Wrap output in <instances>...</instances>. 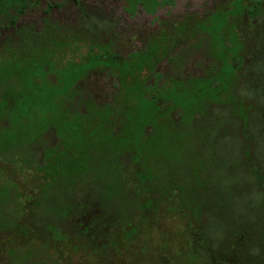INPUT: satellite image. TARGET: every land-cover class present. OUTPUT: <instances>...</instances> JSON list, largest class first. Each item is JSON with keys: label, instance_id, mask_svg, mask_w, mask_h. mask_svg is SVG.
<instances>
[{"label": "trees", "instance_id": "1", "mask_svg": "<svg viewBox=\"0 0 264 264\" xmlns=\"http://www.w3.org/2000/svg\"><path fill=\"white\" fill-rule=\"evenodd\" d=\"M26 2L0 0L3 30L15 29L13 37L0 43V174L11 182L8 190L0 185V198L5 206V198H24L27 192L28 205L42 209L41 218L52 216L54 221L39 222L52 238L41 244L43 264H73L75 257L77 264H126L133 256L130 250H147L168 217L185 226L179 248L173 235L158 245L171 262L257 264L259 250L264 264V218L251 224L232 208L225 216L229 240L214 241L207 232L203 199L210 194L203 187L207 162L215 161L213 151L230 134L224 129L225 135L216 138L215 116L231 114L235 105L229 92L240 96L241 88L245 93L252 83L247 69L260 55L255 46L263 35L264 0H213L204 16L186 13L146 34L110 17L92 16L79 1L78 24L45 20L40 29L17 26ZM229 2L231 8L222 9ZM129 3L132 12L141 6L154 15L174 0ZM232 51L242 56L240 64L230 59ZM199 56L201 73L191 72L192 60ZM100 77L111 81L106 99H100L92 81ZM246 104L243 119L234 120L241 127L246 175L261 200L264 169L254 161L251 144L250 154L246 152L258 107ZM175 132H194L199 139L185 144ZM193 144L202 155L196 176L193 170L186 174L180 168L186 162L178 161L180 154L195 149ZM211 181V196L223 200L219 212L245 195H226ZM91 203L95 206L82 212ZM13 204L21 216V204ZM30 214V230L38 229ZM4 219L0 215V229H6ZM20 219H14L10 231L26 222ZM10 246L15 255L18 241ZM38 247L33 244L31 253ZM146 261L160 264L153 254Z\"/></svg>", "mask_w": 264, "mask_h": 264}, {"label": "rangeland", "instance_id": "2", "mask_svg": "<svg viewBox=\"0 0 264 264\" xmlns=\"http://www.w3.org/2000/svg\"><path fill=\"white\" fill-rule=\"evenodd\" d=\"M77 1L83 2L87 7L88 13L92 16H106L108 18L110 17L113 20L118 21L119 25L122 27H131L132 29L145 34L147 32L157 30L159 28V23L162 21L180 20L186 13H197L204 16V14H206L207 11L212 9L214 6L213 0H174V3L172 5L167 4L161 6L157 9L156 13L152 15L148 14L141 6L138 7L135 12H132L129 3L130 0H27L25 4L26 11L21 15L17 26H33L40 29L45 25V20H50V23L55 22L61 25L78 24L82 15L81 12H79L80 7ZM215 1L219 2L220 0ZM224 8H226V11H228L231 8V3L229 2L228 5L222 7V9ZM3 28H5L4 23L0 24V43L2 39L4 40L7 37H13L15 35L14 28L10 26H8V28H6L5 30H3ZM255 47V50H257L258 52L260 51V55L259 59L258 57H256L254 62H252L251 69H247V73L251 75V85L248 84L246 86L247 91L245 93L243 92L242 87L239 91L240 96L235 95L233 92H229L228 97L230 98L231 105H235L231 110V114L227 113V115H222L223 117L215 116L217 117L216 119L218 126V136H216V138L219 139L225 135L221 134L224 129H230V134L225 139V141L218 142L220 143V148L218 149V151H213V153L216 154L215 161L207 162L208 166L206 167L208 171L204 176L206 178V182L203 185L204 191L206 193H210L203 198L205 199L204 204L206 206V224L209 225L207 232L214 236V241L218 239L229 240V234H231V232L229 231L227 217L225 216L230 213V209L232 208L233 210L242 213L240 215H246L248 222L251 224H253L258 218H264V198H261L262 201L258 200L259 197L257 196V192L253 191L251 187L252 185H254V182L251 180L249 181L248 175H246L248 166L246 165L247 160L245 161V158H243V156L241 155L243 147L242 142L240 141L241 127L236 124L238 123V121H236L235 123L234 120H238L239 118L243 119V115L246 111L244 106L247 105V102L251 101L258 107V114L255 118L252 119V129L254 131V134L252 133V138L251 142H249V145H246V152L250 151L251 144L253 148L252 154L254 155V161H256L264 169V29L261 42H259ZM235 53L236 52H233L231 54L230 59H235V62H238L240 64L243 58L240 54L236 55ZM212 55L214 57L215 53H213ZM192 62L194 64L189 67L190 71L201 73V67L203 68V66H200V64L204 63L203 58L199 56L195 60L193 59ZM197 65H199L198 68H196ZM92 81L95 85L98 86L96 91L99 92L100 99H106L105 95L111 88V81L108 78L106 79L104 77L93 79ZM86 87L90 88L91 84L88 83ZM244 101H246V103H244ZM217 103L218 102H216V104ZM209 120L210 118L206 119L205 122H208ZM179 123H181V121ZM236 127L237 129L234 131L233 129ZM190 129L191 128L189 127L184 128V132H186V130L189 131ZM177 130L178 128L176 129V131ZM181 130H183V126L181 127ZM175 133L177 134L178 138L181 137L182 141L185 142V144H188L190 140H193V142L196 143L199 139V135L194 132L190 135L185 136L182 132ZM194 145L196 146L195 149H197V151L192 148L183 152V155L180 154L178 156V161H180L181 163L186 162L183 163L181 165L182 167L180 168L183 171H186V174L190 175L192 173V170L194 171L195 175L196 171H198L197 168L201 165L199 161L202 160V155L200 156L198 154V144H193V146ZM213 153H211L212 157L214 155ZM191 164L194 167L192 169L187 168ZM6 166L9 167L8 164H6ZM0 170H2L1 167ZM212 179H214L216 185H221L220 188L226 195L229 193L238 195L243 193L245 195L243 196L242 200L238 199L237 201H235L236 206H231L229 208L227 207V204L226 207L222 205V212H219L217 211L216 207H221V203H223V200H217L211 196L213 188V182L211 181ZM1 184H4V188L8 190L11 182L9 179L1 177L0 185ZM13 185L16 184L13 183ZM223 185L226 187H223ZM37 186L38 184H36V187ZM197 193H199V191H197ZM24 194V198H16L13 200L10 198H5V200L7 201L5 206L1 205L2 200L0 198V215L5 217L3 223L4 226H6V229H0V264H43L44 258L41 256V250L44 249L42 248L41 244L44 242H52V238L49 236H45L46 231L43 230L41 224H39V222L43 219L45 222L48 219L54 221L52 216L44 214L43 218H41L42 209L38 210L35 206L31 204L28 205L30 201V198L28 196L29 193L24 192ZM47 195H51V193H48ZM14 202L19 205L21 204V207L23 208V213L21 216L17 215L15 209L16 206L13 204ZM92 206L95 205L91 203V206H86L85 210L82 212H88L92 208ZM26 212L32 213L30 215H34L32 222L34 223V225L39 226L38 229L33 228L30 230L28 224V220L30 219H28ZM36 216L38 222L34 219L36 218ZM15 218H21L20 221L24 220L25 218L26 222L22 223L20 226L15 227L13 231H10V227L14 226ZM184 227V223L180 219L173 217L166 218L165 221L161 222L160 228H157L156 232L151 237L149 242L150 245L148 247L146 245L147 250L141 249L139 248V246L135 247V250L131 249L130 252L131 254H133V256L128 259L126 264H147L146 260H148L149 256H152V254L155 257H159L160 264H177V261L171 262L166 250L162 248V246L159 247L158 245L164 238H166V235H173V241H175V245H177L176 248H179L180 244H183L184 242ZM16 241H18V246L14 248L16 251V254L14 255L13 252H11L10 244L12 245V243ZM35 243L39 245L40 248L38 247V249L34 250L35 254H32L31 248ZM258 254L259 250L254 255L257 257L256 263L263 264V261L260 262ZM10 257H12L13 260H10ZM178 260L180 261V263L178 264H184L183 258ZM77 263L78 258L75 257L73 260V264Z\"/></svg>", "mask_w": 264, "mask_h": 264}]
</instances>
